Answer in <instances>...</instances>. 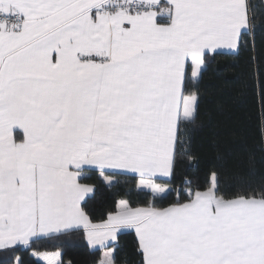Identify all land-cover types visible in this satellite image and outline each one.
Returning <instances> with one entry per match:
<instances>
[{
    "label": "snow or ice",
    "instance_id": "6c2138e0",
    "mask_svg": "<svg viewBox=\"0 0 264 264\" xmlns=\"http://www.w3.org/2000/svg\"><path fill=\"white\" fill-rule=\"evenodd\" d=\"M258 26L249 0H0V250L82 231L116 264L127 230L137 264H264V184L178 174L205 70Z\"/></svg>",
    "mask_w": 264,
    "mask_h": 264
},
{
    "label": "trees",
    "instance_id": "16d2710c",
    "mask_svg": "<svg viewBox=\"0 0 264 264\" xmlns=\"http://www.w3.org/2000/svg\"><path fill=\"white\" fill-rule=\"evenodd\" d=\"M250 11L259 25L254 38L246 36L248 48L239 55L222 54L210 61L200 82L198 116L190 130L191 163L185 162L178 174L203 176L210 168L221 171L226 185L264 184V104L255 84L250 56L258 54L264 65V2L249 0ZM114 190L103 183L90 202L100 218L112 206ZM116 264H137L135 235L119 234ZM60 251L61 264H96L101 250L92 249L81 232L42 239L31 247L16 246L15 251L0 250V264H44L34 253Z\"/></svg>",
    "mask_w": 264,
    "mask_h": 264
},
{
    "label": "crops",
    "instance_id": "0c3cea01",
    "mask_svg": "<svg viewBox=\"0 0 264 264\" xmlns=\"http://www.w3.org/2000/svg\"><path fill=\"white\" fill-rule=\"evenodd\" d=\"M190 130H191V127H190ZM190 130H189V136H190ZM123 232V231H122ZM54 252H60V251H54ZM41 253H45V252H41ZM47 253H52V252H47ZM61 253V252H60ZM36 257L42 261L44 264H47V262L41 257V256H38L36 255ZM101 258V257H100ZM61 260H62V254L60 256V260H59V264H61ZM100 260V259H99ZM96 264H99V261L96 263Z\"/></svg>",
    "mask_w": 264,
    "mask_h": 264
}]
</instances>
